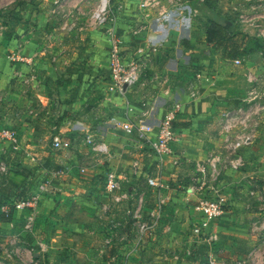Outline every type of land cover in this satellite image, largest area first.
<instances>
[{
	"label": "crops",
	"instance_id": "obj_1",
	"mask_svg": "<svg viewBox=\"0 0 264 264\" xmlns=\"http://www.w3.org/2000/svg\"><path fill=\"white\" fill-rule=\"evenodd\" d=\"M4 1L50 33L42 39L30 30L14 40L16 35L0 30V41L6 38L0 44V90L9 94L22 84L24 91L44 92L40 98L57 107L60 135L73 146L29 144L17 158L13 152L0 158V264L252 263L244 249L251 240L238 239L251 238L244 231L264 215V107L253 105L264 104L261 51L250 47L237 66L226 42L208 39L211 20L230 29L219 16L209 18L201 35L191 22L180 29L183 35L162 23L135 33L143 22L141 0H117L124 10L113 28L82 15L97 0ZM67 5L77 8L69 28L60 21ZM238 28L255 35L248 26ZM112 36L122 39L125 60L139 68L138 83L123 93L110 76ZM13 51L24 60L9 62L6 54ZM253 87L261 100L249 96ZM176 103L173 127L181 140L163 163L159 188L151 184L157 163L147 139L117 122L157 124ZM228 125L232 133H252L253 142L234 150ZM109 172L123 176L121 203L107 193ZM215 193L229 203L213 233L201 235L199 199ZM20 202L30 205L17 209Z\"/></svg>",
	"mask_w": 264,
	"mask_h": 264
},
{
	"label": "built area",
	"instance_id": "obj_2",
	"mask_svg": "<svg viewBox=\"0 0 264 264\" xmlns=\"http://www.w3.org/2000/svg\"><path fill=\"white\" fill-rule=\"evenodd\" d=\"M201 3L205 4L208 1L221 0H199ZM240 1V0H239ZM248 4L246 7L245 14L240 16V22L242 28L248 26L254 32V37L258 38L262 44L263 49L261 54L264 56V0H245ZM238 0H234L231 6H234ZM189 3L188 0H141L138 5V13L143 17V22L135 26V33H141L148 31L154 25L163 23L164 19L168 17L170 13H175L184 9L185 4ZM244 3V2H243ZM117 12L114 13L112 7V0H97L96 4L91 11V19L96 26L111 25L113 28L119 18V14L122 13L124 8L122 4L117 7ZM240 26V25H239ZM241 27V26H240ZM112 30V29H111ZM113 31V30H112ZM111 31V32H112ZM246 34V33H245ZM248 35V34H247ZM250 36V35H249ZM123 41L122 39L112 36L111 38V50L109 54V69L110 76L115 82L116 89L123 93L127 88L134 87L139 80V68L135 62H127L123 55ZM10 59L15 62H22L24 59L18 53L11 54ZM246 58H238L234 60L237 66H242ZM209 78H207L208 80ZM253 83L257 82L256 79L252 80ZM250 97L256 98L260 97L258 90L253 87L250 92ZM180 110V104L176 103L173 108L168 112L164 119L160 120L157 124H147L145 122L131 123V122H117L119 128L128 134H132L138 131L143 138L147 139L148 147L152 155L156 158L157 172L155 179L152 180L151 184L157 187H163V163L165 159L176 153L175 146L181 140L179 134L173 127V122L176 119L177 114ZM226 130L229 132L228 140L232 142V147L234 150H240L244 147L249 146L254 139V135L245 130L241 133H232L233 129L231 125L226 126ZM156 132L155 138H150V135ZM13 142H16V137L14 134L10 135ZM52 146L56 150H69L73 146V140L68 137L58 136L55 137ZM102 152L106 151V148L101 149ZM240 166V163L235 164V167ZM203 176H206L207 168L205 166L200 168ZM123 176L109 172L106 177L105 185L107 193L111 195L116 203H121L123 197L117 195L121 189V182ZM202 181H205L204 179ZM229 199L227 196H223L220 193H215L214 195L202 196L199 199V210L202 214V220L198 224L197 230L201 235L211 233L212 225L217 222L226 211ZM144 199L140 198L139 205L143 206ZM29 202H20L16 204L17 209H24L29 206ZM162 205H159V211ZM139 208L138 211H140ZM250 259L252 261L257 259H262L263 255L258 254V249L251 251ZM262 257V258H261Z\"/></svg>",
	"mask_w": 264,
	"mask_h": 264
},
{
	"label": "rangeland",
	"instance_id": "obj_3",
	"mask_svg": "<svg viewBox=\"0 0 264 264\" xmlns=\"http://www.w3.org/2000/svg\"><path fill=\"white\" fill-rule=\"evenodd\" d=\"M67 1L68 0H65L63 4H66ZM113 1L115 0H112V7L113 10H115L114 13H116L117 7L122 3L116 0V4L113 5ZM232 1L234 0H221L220 2H216L215 7H213V5L212 7L205 6V4L201 3L199 0L189 2L185 4L184 9L176 11V13L173 14L170 13L168 17L164 19L162 24H164V27L166 28L173 26L172 28L175 29L176 32L183 35L184 32L180 29H182V27L185 29L186 25L191 22L192 29L195 28V32H199L198 34L201 35L209 22V18L214 19L215 16H219L226 21L230 29H237L239 25L241 27L243 25L240 22L237 23V21H240V16L245 14L243 12L247 11L246 7L248 6L246 4L248 3L245 0H238L234 6H231ZM68 5L64 8L62 13L65 14L64 18L60 20L62 22L63 19H65V22L63 21V23H69L67 28H69L71 24L76 23L75 16L77 10L76 7ZM122 7L124 8L123 4ZM16 9L17 7L14 5L6 3L4 0H0V30L5 31L10 35H16L14 40L20 38V33H29L30 30L34 31V33L38 32L37 36L42 39L49 35L50 30H48L47 27H38L39 20L32 17L26 19L19 11L14 13V10ZM84 9L82 15L90 16L92 11L91 5ZM56 17L61 18L60 13L57 12ZM43 28H45V30ZM5 40L6 38H4L3 41H0V44H3ZM17 51H13L12 53L8 52L5 58L8 59L9 62H15L10 59V56L11 54L18 53ZM18 88L19 89L17 90L14 89L10 91L9 94H6V89L0 90V158H3L6 152H13L17 158L19 156L18 154L23 150V147L28 146L29 144H35L38 148H42V146L46 145L48 147H53L52 143L54 142L55 137H58L61 134L59 132V115L56 111L57 107L53 102L44 101L40 98V94H44V92H40L39 94L37 89L34 88L24 91V86L22 84L19 85ZM257 101L254 102L253 105L256 104L264 107V104ZM11 134H14L16 137V142H13L11 139ZM3 173H5V171H3L2 166H0V176ZM256 184L257 183H255V185ZM258 185L259 187L257 186L256 189L262 187L261 183H258ZM244 232H247V235L251 234V238L247 236L243 237L244 239H238L239 241L241 240V242H244L246 239L249 241L251 240L249 242L250 246L246 245L247 243L244 244V249L249 248L250 251L258 249V254L263 255V259L254 260L252 263L246 262L245 264H264V215H257L253 221L251 229H246ZM259 260L261 261L259 262ZM209 263L211 262H200V264ZM225 263L239 264L238 261L231 260H226ZM225 263L221 261L220 264Z\"/></svg>",
	"mask_w": 264,
	"mask_h": 264
},
{
	"label": "trees",
	"instance_id": "obj_4",
	"mask_svg": "<svg viewBox=\"0 0 264 264\" xmlns=\"http://www.w3.org/2000/svg\"><path fill=\"white\" fill-rule=\"evenodd\" d=\"M216 2L217 1H208L205 3V6L212 7L213 5V7H215ZM234 30L236 29H226L221 24L211 20L210 26L207 30L208 39L210 41L217 40L219 42H226L228 47L236 52L233 60L247 58L250 52V47H254L259 51L263 49V44L258 38L251 37L240 30Z\"/></svg>",
	"mask_w": 264,
	"mask_h": 264
},
{
	"label": "water",
	"instance_id": "obj_5",
	"mask_svg": "<svg viewBox=\"0 0 264 264\" xmlns=\"http://www.w3.org/2000/svg\"><path fill=\"white\" fill-rule=\"evenodd\" d=\"M189 2L197 1V0H188Z\"/></svg>",
	"mask_w": 264,
	"mask_h": 264
}]
</instances>
